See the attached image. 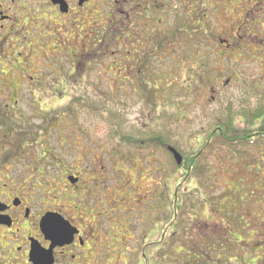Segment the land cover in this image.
Segmentation results:
<instances>
[{
    "label": "rangeland",
    "instance_id": "374dc122",
    "mask_svg": "<svg viewBox=\"0 0 264 264\" xmlns=\"http://www.w3.org/2000/svg\"><path fill=\"white\" fill-rule=\"evenodd\" d=\"M190 14V40L154 61L150 91L129 83L120 92L105 61L78 64L86 104L76 107L77 160L86 166L91 152L108 175L98 198L111 229L95 244L94 264H252L253 246L264 251V119H254L264 112V0H190ZM65 95L74 94L50 107L64 109ZM63 154L74 167L75 147ZM248 221L253 239L241 225ZM148 232L157 251L146 249Z\"/></svg>",
    "mask_w": 264,
    "mask_h": 264
},
{
    "label": "flooded vegetation",
    "instance_id": "af4514ba",
    "mask_svg": "<svg viewBox=\"0 0 264 264\" xmlns=\"http://www.w3.org/2000/svg\"><path fill=\"white\" fill-rule=\"evenodd\" d=\"M190 21V0H0V264H94L95 244L111 229L98 198L108 175L91 152L86 166L77 160L76 107L86 104L78 64L105 61L120 92L129 83L144 92L154 61L186 47ZM63 93L74 94L64 109L50 107ZM64 141L76 167L63 160ZM246 232L253 239L251 225Z\"/></svg>",
    "mask_w": 264,
    "mask_h": 264
},
{
    "label": "trees",
    "instance_id": "16d2710c",
    "mask_svg": "<svg viewBox=\"0 0 264 264\" xmlns=\"http://www.w3.org/2000/svg\"><path fill=\"white\" fill-rule=\"evenodd\" d=\"M255 116V120H257V119H260V118H262V119H264V112L263 111H260V112H258L256 115H254ZM264 121V120H263ZM264 127V126H263ZM264 130V129H263ZM262 132H264V131H262ZM259 133H261V132H259ZM258 133V134H259ZM223 137L225 138V135H223ZM222 137V138H223ZM223 138V139H224ZM232 138H234V139H232V140H230V142L232 141H241V140H243V138H241V137H232ZM232 144V143H231ZM251 225V223L248 221V222H245V224L244 223H241V225H243L244 226V231H246V227H247V225ZM254 232L255 233H257V231L254 229ZM255 233H254V235H255ZM247 236H248V234H247ZM244 237H246V235L244 236ZM242 243H244L243 245L241 244V246H242V248L244 249V248H246L247 249V247H249L248 249H251V247H252V245H250L249 243H248V240H246L245 238L242 240ZM207 246V244L205 243V247ZM211 251H212V248L210 249ZM254 250V251H253ZM253 250L251 251V252H249V253H252V254H254V255H256L257 257H253L255 260H256V258H260L259 260H257V261H262V257H263V253H264V251H263V248H261V246L259 247V248H257L256 250L254 249V246H253ZM258 251V252H257ZM247 252V251H246ZM223 253H225V251L223 252ZM222 253V254H223ZM261 254V255H260ZM225 257H227L228 259H231V260H233V258H234V260H236L237 261V259L238 260H240V258H238V257H236L235 255H231V256H229L228 257V252H226V254L224 255V257L223 258H225ZM200 259V258H199ZM220 259V258H219ZM226 259V258H225ZM205 260V259H204ZM257 261L256 262H254V260H253V262H252V264H257Z\"/></svg>",
    "mask_w": 264,
    "mask_h": 264
},
{
    "label": "water",
    "instance_id": "95a60500",
    "mask_svg": "<svg viewBox=\"0 0 264 264\" xmlns=\"http://www.w3.org/2000/svg\"><path fill=\"white\" fill-rule=\"evenodd\" d=\"M170 151L174 154L175 160L177 161L178 165H181L183 162L182 156L173 148H170ZM48 221L51 220V218L47 219Z\"/></svg>",
    "mask_w": 264,
    "mask_h": 264
}]
</instances>
